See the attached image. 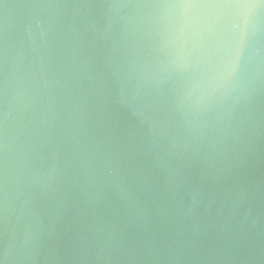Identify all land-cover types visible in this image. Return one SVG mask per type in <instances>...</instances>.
Masks as SVG:
<instances>
[{
    "label": "water",
    "instance_id": "water-1",
    "mask_svg": "<svg viewBox=\"0 0 264 264\" xmlns=\"http://www.w3.org/2000/svg\"><path fill=\"white\" fill-rule=\"evenodd\" d=\"M0 264H264V0H0Z\"/></svg>",
    "mask_w": 264,
    "mask_h": 264
},
{
    "label": "snow or ice",
    "instance_id": "snow-or-ice-1",
    "mask_svg": "<svg viewBox=\"0 0 264 264\" xmlns=\"http://www.w3.org/2000/svg\"><path fill=\"white\" fill-rule=\"evenodd\" d=\"M195 3H205V4H223L227 3L228 0H193Z\"/></svg>",
    "mask_w": 264,
    "mask_h": 264
}]
</instances>
